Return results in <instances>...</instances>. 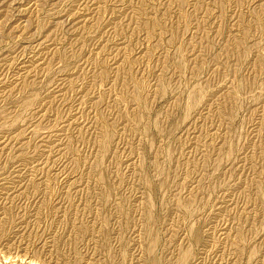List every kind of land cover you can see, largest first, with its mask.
<instances>
[{
	"label": "rangeland",
	"instance_id": "obj_1",
	"mask_svg": "<svg viewBox=\"0 0 264 264\" xmlns=\"http://www.w3.org/2000/svg\"><path fill=\"white\" fill-rule=\"evenodd\" d=\"M28 263L264 264V0H0V264Z\"/></svg>",
	"mask_w": 264,
	"mask_h": 264
},
{
	"label": "bare ground",
	"instance_id": "obj_2",
	"mask_svg": "<svg viewBox=\"0 0 264 264\" xmlns=\"http://www.w3.org/2000/svg\"><path fill=\"white\" fill-rule=\"evenodd\" d=\"M23 257V256H22ZM29 264V263H28Z\"/></svg>",
	"mask_w": 264,
	"mask_h": 264
}]
</instances>
